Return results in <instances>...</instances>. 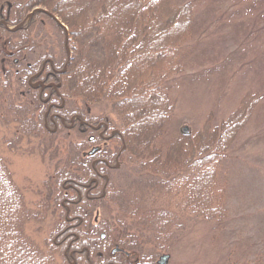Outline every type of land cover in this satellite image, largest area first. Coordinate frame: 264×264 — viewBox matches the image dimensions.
<instances>
[{"label":"trees","instance_id":"1","mask_svg":"<svg viewBox=\"0 0 264 264\" xmlns=\"http://www.w3.org/2000/svg\"><path fill=\"white\" fill-rule=\"evenodd\" d=\"M7 1L0 0V18L7 12L17 16L21 22L30 8L16 10L15 5L19 6L21 0H11V6ZM67 1H74L75 4H69L57 12L61 13L70 27L69 42L76 49L68 64L64 51L63 55L55 51L56 40L52 33L46 32L42 20L23 23L15 30L8 29L0 22V121L15 125L16 141H8L10 145H16L15 142L19 143L22 137H30L34 138L33 144L43 159L47 158L49 149L53 150V155L60 156L54 164V172L45 180V199L48 201L54 196L55 203L61 204L63 197L70 196L65 194L64 183L82 182L81 177L95 172L91 157L80 155L85 146L90 145L86 134L65 127L54 133L48 130L43 116V96L30 89L28 80L31 73L46 57H51L52 64L56 67L60 65L59 69L67 66L56 80L60 82L58 90L69 107L67 110L80 109L84 113L94 102H108L114 110H121L124 126L121 133L125 142L122 141L124 146L121 142V146H117L114 151L120 150L122 160L124 158L116 169L118 172L121 170L120 177L124 174V182L119 189L110 180L103 195H84L76 206L71 207V212L87 217V222L67 227V222L62 218L56 223L53 233L75 230L79 241L72 245L73 249L87 244L89 230L95 233L97 239L104 230L110 235L109 238L129 246L162 250L176 239L173 233L181 229L183 223L178 218L181 213L220 222L226 213V206L219 200L215 190L216 172L227 147L244 125V116L249 117L259 101L258 92H248L241 102L239 109L243 110L240 114L236 118L231 115L230 119L217 125L214 130L205 129L201 134V131H195L168 140L167 143L161 142L165 128L159 125H163L165 120L162 119L168 116L170 110L168 108V112L160 114L161 120L158 119L157 111L154 112L167 102L170 105L168 86L164 85L167 83L168 71L180 72L183 69L176 57L179 55L178 48L188 42L189 32L195 25L193 0H127L133 3L129 9H125L126 5L122 6L123 0ZM36 2L40 3L38 0ZM116 2L120 3L121 9H125L121 14L116 11ZM226 2L222 0V3ZM258 2L264 0H250L245 7H262ZM147 8L151 13L148 18ZM35 13L32 21L39 12ZM170 14L172 19L166 20ZM19 15H22L21 18ZM175 28L177 32H174ZM57 35L63 46L61 35ZM153 50L159 53V57L173 56L176 62L169 67H161L160 78L156 80L152 76L149 79L151 69L146 70L137 78V88L130 80V69L136 64L149 63L146 67L153 65L150 59ZM129 90L136 91V96H125ZM147 96L154 98L149 104V112L145 104ZM162 96L163 99H160ZM129 97L130 101H136V104H132L134 107L126 103ZM78 98H81L84 106L77 103ZM69 102L76 104L75 107ZM135 111L139 117L131 115ZM153 116L157 123L150 120ZM61 133L63 138L59 139L58 147L56 143ZM71 134L77 135L79 140H73ZM96 167L99 168L100 164ZM172 191L175 195L182 194L183 200L186 199L184 204L176 203L174 209L177 213L169 206L171 204L162 203V199H167L165 194H171ZM24 199L23 190L13 179L7 159L0 155V264H60L54 250L60 253L61 250L53 241L49 240L48 248L44 249L25 231L27 222L39 219L37 216L43 218L45 212L38 215ZM43 206L48 207V204L44 201ZM99 206L102 208L101 219L93 223L91 219ZM59 248L63 249L64 246ZM63 256L64 264H74L66 260V254ZM85 263L89 264L87 260Z\"/></svg>","mask_w":264,"mask_h":264},{"label":"rangeland","instance_id":"2","mask_svg":"<svg viewBox=\"0 0 264 264\" xmlns=\"http://www.w3.org/2000/svg\"><path fill=\"white\" fill-rule=\"evenodd\" d=\"M38 1L40 3H37L36 0H21L19 6L15 5L16 10L30 8L21 22L17 16L7 12L4 13L6 15H2L0 22L4 23L7 28L10 26L15 30L23 26V23L42 20V26L46 32L52 33L54 41L56 40L55 51L62 55L64 51V55L66 54L67 57L70 27L65 23L66 20L60 15L61 13L57 11L60 8H67L66 6L73 4L74 1ZM226 1L224 4L222 0H193L195 25L192 32H189L191 35H189L188 42L178 48L179 55L176 57L183 69L180 72H173L171 69L168 71V78L165 80L167 83L164 85L168 86V94L167 92L166 94L169 97L168 101L171 100L170 105L168 102L161 104L162 107L154 112L155 114L157 111L158 119L161 120L160 114L164 111L168 112L166 110L168 108L170 110L168 116L166 118L164 116L162 119L165 120L163 125L161 123L159 125L165 128L164 138L161 139V142L167 143L168 140L178 139L182 135L192 134L195 131H201L199 132L201 134L205 129L214 130L217 125L230 119L231 115L232 118H236L243 110L242 107L239 109L242 100L250 91L258 92L259 101L254 108L252 107L250 116H244L245 123L241 129L239 128L237 135L227 147L226 155L216 172L215 190L220 197L219 200L226 206L224 218L217 222L216 219L208 220L201 216L188 215L187 210L184 212L187 214L186 216L181 213V217L178 216L183 223L180 226L181 229L175 230L173 236L175 235L176 239L170 241L165 247L169 248L171 254L166 264H264V2H258L263 6L255 9L248 5L245 7L250 0ZM7 2L11 6V0ZM121 2H123L122 6L126 5L125 9H129V5L133 4L127 0ZM116 4L118 6L116 11L121 14V11L125 9L120 8L119 2ZM148 8L147 18L151 16ZM35 12H39L37 20L32 21ZM21 16L19 15V18ZM55 16L64 25L59 23ZM171 19L172 14L166 18V20ZM63 27L66 29L64 30ZM176 28L174 32L178 31ZM255 28L260 30H255ZM57 34L61 35V39L64 41L63 46H61V41L56 38ZM168 37L170 38V36ZM74 52L76 49L72 46V53ZM152 54L150 59L153 65L146 67L149 63L140 64V66L136 64L130 69V80L132 85L137 88V78L146 70L151 69L149 79L152 76L156 80L161 74V67H169L176 62V58L173 56L170 58L159 57L156 50H153ZM68 62L70 59L66 61V63ZM59 66L57 65L56 68ZM101 69L98 68V70ZM165 71L166 74H163L167 75V70ZM129 95L136 96V91H127L125 96ZM159 98L163 99V96ZM153 99L147 96L145 103L148 105L147 111L150 110L149 104ZM130 100L131 97L126 103H129L130 107H134L132 104H136V101ZM76 101L79 105L84 106L81 104L83 103L81 98ZM162 101L160 100V102ZM47 104L48 102H44V113L48 108ZM69 104L74 107L76 105L71 102ZM107 104L108 102H94L87 107V111L98 116L99 119L108 117L114 123V127L118 128L120 133L123 132L121 110L119 108L114 110L110 103L108 106ZM67 109H69L68 106ZM131 115L134 118L139 117L136 111ZM150 120L157 123L154 116ZM77 121L79 122V120ZM138 122L139 119L136 123ZM186 126L188 129L185 131ZM14 127V124L6 125L0 121V155L7 159L8 168L11 170L15 182L23 190L24 200L28 207L35 210L38 215L45 212L43 218L37 216L39 219H31L27 222L25 231L33 241L47 249L49 240L54 242L52 238L55 232L53 233V230L63 211L60 212L62 206L55 203L54 196L49 201L45 199L47 193L44 187L45 180L49 179L50 174L54 172V164L57 163L60 156L53 155V150L49 149L46 153L47 158L43 159L39 155L40 151L33 144L34 138L30 137H22L23 139L19 143L15 142L16 145H10L8 141H16ZM62 127L64 126H59L56 132ZM73 129L82 131L78 127ZM60 135L62 133L58 135L56 143L58 147L60 146L59 139L63 138ZM71 137L75 141L79 140L77 135L71 134ZM68 139L65 141L67 142ZM35 140L39 141V139ZM120 143L121 141L112 139L108 143L105 141L94 142V144H100L112 151L117 149L116 144L121 146ZM90 149L91 145H88L83 150L89 151ZM51 155H53L54 161H52ZM123 160L120 159L121 163ZM125 169L126 167H124ZM119 174H121V170L119 172L114 170L111 175L113 182L117 185L116 188L120 189V185L124 182V174H122L123 177H120ZM175 194L174 191L171 194H165L167 199L161 198L162 203L171 204L169 206L174 209L176 203L184 204L186 202V199L183 200L182 194ZM155 196L159 197L157 194ZM44 201L48 207L43 206ZM98 208L95 210V215L99 211L101 216L102 208L100 206ZM178 211L180 212V209ZM78 241L72 239V236L69 237V242L72 245ZM66 244L63 245V249L57 247L61 250V253L57 254L60 264H64L65 250H67L66 260H68L72 249V245L69 246L68 241ZM161 251L158 253L155 250L152 256L156 255L155 257L158 259ZM77 253L75 252L73 255L74 259L77 256L76 264H86L85 258L88 257L83 256L86 252H81L82 256H78Z\"/></svg>","mask_w":264,"mask_h":264},{"label":"flooded vegetation","instance_id":"3","mask_svg":"<svg viewBox=\"0 0 264 264\" xmlns=\"http://www.w3.org/2000/svg\"><path fill=\"white\" fill-rule=\"evenodd\" d=\"M50 58L51 57H46L42 61L41 65L37 67L33 73H31L28 80L30 84L29 86L31 87L30 89L38 91L40 97L43 96V101L48 102V108L43 115L46 126L50 128H47L48 130L56 132L59 126H64L67 129L78 127V129L82 130V132H86V138L91 145V149L89 151L82 150L80 155L83 157H91L90 161L92 165L95 166L96 174L93 172L91 175L81 177L82 182L71 181L63 184L65 194L70 196H65L61 199L60 205L64 208V210L61 208L60 212L63 211V214L61 213L59 219L63 218L67 223H69L67 227H76L80 222L86 221L87 217L79 215L78 213L73 215L71 207L76 206L84 195L89 197H93L94 195H103L109 186L108 183L110 180L113 182L111 174H113L114 170L119 168L121 163L120 150L116 152L113 150L110 152L109 149L105 148V146L102 147L100 144H94V142L105 141L108 143L111 139L119 142H125V139L122 136V133L119 132V129L114 127V123H112L108 117L99 119L98 116L96 117L90 113V111L83 113L79 110H67L66 102L58 90L60 82H56L59 75H61L64 71L56 68V66L52 64V58ZM54 90L56 91L55 93ZM44 95L46 96L45 98ZM66 116H69L68 119H66ZM77 120H79V122ZM49 125H52L53 128ZM118 145L116 144V146ZM98 164H100V167L102 168L96 167ZM100 190L102 193H98ZM100 219L101 216L98 211L96 215H93L91 222L97 223ZM75 233V230H71L53 234L54 237L52 236V239H54L55 246L61 247L66 244L67 241L70 244L69 246H71L72 244L69 242V237L73 234L75 235ZM87 235L89 236L87 244L82 248H72L68 255V260L74 264H76L77 256L74 259L73 255H75V252H78L77 255L82 256L81 251L86 252L85 256L88 257V260L86 258L85 260H87L89 264H160L158 259H160L162 254L171 255L169 248H165L164 250L162 249V251L160 250L162 253L159 254L160 256L158 259L155 257L156 255L154 258L151 253L152 249L149 247L142 248L138 245L129 246L126 243L124 244L118 242L115 238H109L110 235L104 230L99 233L98 239L95 237V233L92 232V230H89ZM72 239L78 240L79 235L76 234L75 237L72 236ZM155 250L160 253L158 249H154L153 253ZM54 252L56 256L57 254H60V251L57 249H55ZM66 252L67 250H65L64 253L67 254ZM155 253L157 254V252ZM96 255L100 256L99 258L101 259H98Z\"/></svg>","mask_w":264,"mask_h":264},{"label":"water","instance_id":"4","mask_svg":"<svg viewBox=\"0 0 264 264\" xmlns=\"http://www.w3.org/2000/svg\"><path fill=\"white\" fill-rule=\"evenodd\" d=\"M55 18H57V16H55ZM57 20L59 21V23H61L62 25H64L63 23H62V21H60L58 18H57ZM63 70H65V68L63 69ZM45 85V84H44ZM188 129V127L186 126L185 127V131ZM169 254H162L161 255V257H160V259H159V263L160 264H164V263H166L167 262V260H168V258H169Z\"/></svg>","mask_w":264,"mask_h":264},{"label":"bare ground","instance_id":"5","mask_svg":"<svg viewBox=\"0 0 264 264\" xmlns=\"http://www.w3.org/2000/svg\"><path fill=\"white\" fill-rule=\"evenodd\" d=\"M67 46H68V57H69V59H71V56H72V47H71V45L68 43L67 44Z\"/></svg>","mask_w":264,"mask_h":264}]
</instances>
